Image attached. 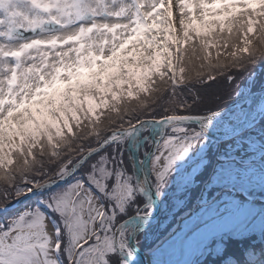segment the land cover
<instances>
[{"label":"snow or ice","instance_id":"1","mask_svg":"<svg viewBox=\"0 0 264 264\" xmlns=\"http://www.w3.org/2000/svg\"><path fill=\"white\" fill-rule=\"evenodd\" d=\"M142 250L264 264V0H0V264Z\"/></svg>","mask_w":264,"mask_h":264},{"label":"bare ground","instance_id":"2","mask_svg":"<svg viewBox=\"0 0 264 264\" xmlns=\"http://www.w3.org/2000/svg\"><path fill=\"white\" fill-rule=\"evenodd\" d=\"M148 261H149V256H148V254H147V255H145L144 262H145L146 264H148Z\"/></svg>","mask_w":264,"mask_h":264}]
</instances>
